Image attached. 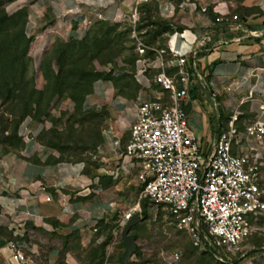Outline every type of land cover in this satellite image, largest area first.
<instances>
[{"label": "crops", "instance_id": "crops-1", "mask_svg": "<svg viewBox=\"0 0 264 264\" xmlns=\"http://www.w3.org/2000/svg\"><path fill=\"white\" fill-rule=\"evenodd\" d=\"M131 1L16 0L12 6L15 11H25V35L34 41L37 52L44 47V37L51 29L81 40L88 25L122 22ZM197 3L208 7L209 23L179 10L169 21L183 27L189 40L193 34H207L211 39L184 68L188 73V128L202 150L209 152L219 135V123L223 128L237 112L236 126L241 131L264 104V0ZM233 16L236 21H232ZM219 17L222 22L215 23ZM167 45L178 49L182 42L169 36ZM176 71L171 68L166 73L174 75ZM155 72L148 70L147 74ZM133 85L136 90L131 92L116 89L108 80H97L85 98L84 112L104 113L101 142L92 166L47 162L53 154L39 149L33 125L27 126L32 135L19 152L0 150V210L9 220L12 234L18 228L24 230L30 264H76L68 251L72 239L78 237L82 247H89L97 240L101 223L118 226L121 215L134 205L137 171L123 156L134 122V100L139 93L151 99L159 89ZM262 164L259 188L264 200V154ZM47 195L50 202L45 201ZM253 227L254 232L239 251L226 260L238 256L232 264H264V214ZM9 242L0 244V264H18L11 258Z\"/></svg>", "mask_w": 264, "mask_h": 264}, {"label": "built area", "instance_id": "built-area-1", "mask_svg": "<svg viewBox=\"0 0 264 264\" xmlns=\"http://www.w3.org/2000/svg\"><path fill=\"white\" fill-rule=\"evenodd\" d=\"M99 2L103 0H98ZM151 0H132L122 22L135 28L140 22L141 6ZM158 16L170 20L176 11L196 14L204 23L208 7L197 0H156ZM232 21L237 17L233 16ZM221 23L222 18H216ZM186 31L174 32L171 39L181 40V48L167 45L152 51L145 60L147 48L137 43L134 80L150 89H159L153 98L139 93L134 100V122L124 149V158L136 169L138 201L121 215L122 230L135 214L140 216L141 203L147 210L157 208L172 220L174 228L186 234L193 246L223 259H229L254 232L253 223L264 214V200L259 188L264 154V104L258 106L256 117L239 130L234 112L219 130L209 152H204L188 128L186 106L189 101L184 70L198 51L210 43L205 34L189 40ZM171 43V42H170ZM169 43V44H170ZM120 64H108L99 71L112 77L121 75ZM176 69L174 75L167 69ZM148 70L156 71L151 78ZM44 189L41 192L44 193ZM50 196L45 197L50 202ZM25 232L14 231V240L7 244L11 258L18 264H30L25 254ZM176 259L178 257L176 256Z\"/></svg>", "mask_w": 264, "mask_h": 264}, {"label": "rangeland", "instance_id": "rangeland-1", "mask_svg": "<svg viewBox=\"0 0 264 264\" xmlns=\"http://www.w3.org/2000/svg\"><path fill=\"white\" fill-rule=\"evenodd\" d=\"M12 3L5 5L3 11L8 16L17 14L20 17L24 10L15 11ZM16 24V28H19L21 18H16ZM115 24H118L116 33H123L128 28V24L124 22L109 23V26ZM109 26L88 25L84 38L94 36L102 29L101 27L105 31L110 28ZM134 31L135 38H132L131 31L124 35L126 40L124 47H134V49L130 52L124 51L112 59L111 64L122 65V61L129 60L131 57L140 59L141 57L136 52L137 43H141L147 48L146 54L143 56L145 60L154 57L152 51L160 50L162 47L166 48L168 38L162 37L152 41L145 36L144 31H138L137 28ZM1 40L2 36L0 35V42ZM81 40L66 38L56 28L47 32L43 40L44 47L37 52H34V41L31 40L27 54L30 61L25 74L26 80L32 81L35 89L40 91L44 86L43 72L49 68L52 72H57L54 65V49L61 44L80 42ZM151 52L152 56L149 55ZM136 61L135 67L137 66ZM95 67L98 70L101 69L97 64ZM124 68L129 69L128 66H124ZM153 75L146 74L148 78ZM133 76L134 74H132ZM133 81V84H137L134 77ZM15 122L16 118L1 108L0 101V148L19 152L24 146V141L29 135H32L26 130L27 126L33 125L36 129L35 136L39 149L53 154L47 158V162L83 163L86 166L96 163L95 154L101 142V122L98 119H90L89 115L77 111L75 104L67 97L60 99L57 96L53 97L49 104L47 117H42L40 122L34 120L33 117H27L19 124L16 131ZM138 192L139 188H136L134 205L138 201ZM142 204H145L147 208V202H142ZM140 219L141 222L131 231V234L136 237V252L130 259L132 264H232V261L238 258L237 256L232 261H228L211 252L195 248L189 237L178 232L174 228L171 218L160 209L150 208L146 215L140 216ZM8 222L9 220L2 216L0 210V244L4 241L14 240ZM120 232L121 229L115 223L106 225L101 223L96 230L97 240L93 241L89 247H82L79 238L75 237L72 239V245L68 251L76 264H121L124 246L120 239Z\"/></svg>", "mask_w": 264, "mask_h": 264}, {"label": "trees", "instance_id": "trees-1", "mask_svg": "<svg viewBox=\"0 0 264 264\" xmlns=\"http://www.w3.org/2000/svg\"><path fill=\"white\" fill-rule=\"evenodd\" d=\"M15 1L0 0V35L2 36L0 42V101L1 108L16 118L15 131L27 117H33L38 122L42 117H47L49 104L55 96L59 99L67 97L75 104L77 111L89 115L90 119H98L102 122L104 113H86L82 108L85 98L91 92L93 83L97 80H108L116 89L127 88L131 92L136 90L132 77L135 71L136 57L122 61L123 66L120 68L122 79H120L121 76L112 77L110 74L102 73L95 67L97 64L103 68L111 64V60L124 51L130 52L134 49V47H124L126 41L124 35L131 31L129 26L125 32L116 33L118 24L110 27L108 22L103 21L92 25L109 26V29L104 31L101 27L102 29L94 36H86L80 42L61 44L54 49V65L57 72H52L50 68L45 70L42 74L44 86L40 91L36 90L32 81H27L25 77L30 61L27 54L31 43V39L26 37L24 31L26 13L24 11L18 17L17 14L8 16L3 11L5 5ZM140 11L142 16L136 28L138 31H144L145 36L152 41L162 37L168 38L174 32L184 30L183 27L174 25L171 21L163 20L158 16L155 0L141 6ZM16 18H21L19 28H16ZM149 55L152 56V52ZM124 66H128L129 69ZM220 127L219 123L217 129L220 130ZM0 150L13 152L3 148ZM146 214V205L142 204L140 216Z\"/></svg>", "mask_w": 264, "mask_h": 264}, {"label": "water", "instance_id": "water-1", "mask_svg": "<svg viewBox=\"0 0 264 264\" xmlns=\"http://www.w3.org/2000/svg\"><path fill=\"white\" fill-rule=\"evenodd\" d=\"M141 222L140 216L135 214L125 224L120 232V239L124 246V252L121 257V264H132L130 259L136 252V237L131 234L132 228Z\"/></svg>", "mask_w": 264, "mask_h": 264}]
</instances>
